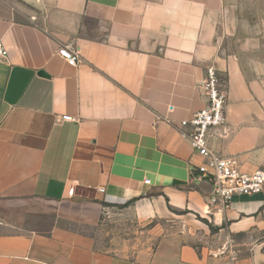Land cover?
<instances>
[{
	"label": "crops",
	"instance_id": "crops-1",
	"mask_svg": "<svg viewBox=\"0 0 264 264\" xmlns=\"http://www.w3.org/2000/svg\"><path fill=\"white\" fill-rule=\"evenodd\" d=\"M232 23L226 0H0V264H225L188 229L109 248L110 210L158 231L264 230V191L218 210L183 136L213 66L228 101L210 147L264 170L263 42ZM70 44L77 67L60 53ZM231 264H264V242Z\"/></svg>",
	"mask_w": 264,
	"mask_h": 264
},
{
	"label": "rangeland",
	"instance_id": "rangeland-1",
	"mask_svg": "<svg viewBox=\"0 0 264 264\" xmlns=\"http://www.w3.org/2000/svg\"><path fill=\"white\" fill-rule=\"evenodd\" d=\"M226 3L233 22L231 32L236 31L240 37L261 38L263 49L252 56L264 60V0H226ZM228 46L232 48L231 45ZM127 216L129 215L120 210H110L104 214L99 228L103 245L119 250L127 249L125 247L147 246L154 244L161 234H180L188 229L190 233L187 234L195 238L201 248L207 249L212 258L231 264L248 257L256 245L264 242V230L259 229L231 232L226 228H213L206 233V230L201 229V225H196L194 221L178 220L175 221L176 224L164 222L162 231H158V221L140 224L132 222Z\"/></svg>",
	"mask_w": 264,
	"mask_h": 264
},
{
	"label": "built area",
	"instance_id": "built-area-1",
	"mask_svg": "<svg viewBox=\"0 0 264 264\" xmlns=\"http://www.w3.org/2000/svg\"><path fill=\"white\" fill-rule=\"evenodd\" d=\"M61 56L70 66L77 67L80 53L73 45L60 50ZM7 52L0 47V58H6ZM206 97V108L196 113L190 120L182 122L183 127L191 128L183 136L189 139L194 154L201 160L192 167V180L195 183H207L212 187L210 202L218 210L230 209L236 196H253L264 191V170L253 173L241 169L237 157H223L210 147L212 132L226 125V107L228 95L215 67L207 69L201 85ZM64 121L77 119L64 116ZM150 184V180L145 181Z\"/></svg>",
	"mask_w": 264,
	"mask_h": 264
}]
</instances>
